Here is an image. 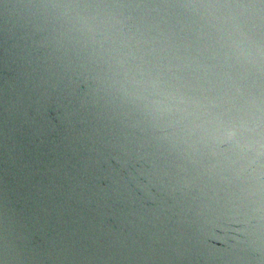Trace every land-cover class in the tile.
Returning a JSON list of instances; mask_svg holds the SVG:
<instances>
[{
    "label": "water",
    "instance_id": "water-1",
    "mask_svg": "<svg viewBox=\"0 0 264 264\" xmlns=\"http://www.w3.org/2000/svg\"><path fill=\"white\" fill-rule=\"evenodd\" d=\"M0 264H264V0H0Z\"/></svg>",
    "mask_w": 264,
    "mask_h": 264
}]
</instances>
